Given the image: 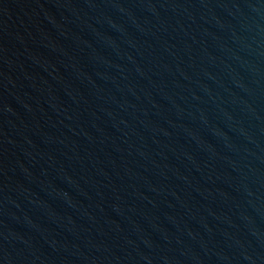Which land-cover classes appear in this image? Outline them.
Segmentation results:
<instances>
[{
  "label": "water",
  "instance_id": "obj_1",
  "mask_svg": "<svg viewBox=\"0 0 264 264\" xmlns=\"http://www.w3.org/2000/svg\"><path fill=\"white\" fill-rule=\"evenodd\" d=\"M0 264H264V0H0Z\"/></svg>",
  "mask_w": 264,
  "mask_h": 264
}]
</instances>
